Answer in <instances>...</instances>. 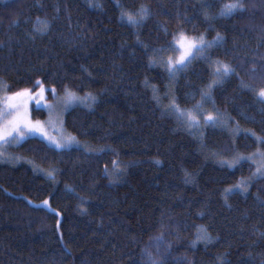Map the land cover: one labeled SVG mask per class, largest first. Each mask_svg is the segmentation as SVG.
I'll return each mask as SVG.
<instances>
[{"label": "trees", "instance_id": "trees-1", "mask_svg": "<svg viewBox=\"0 0 264 264\" xmlns=\"http://www.w3.org/2000/svg\"><path fill=\"white\" fill-rule=\"evenodd\" d=\"M116 2L0 0L7 94L40 80L59 96L67 87L96 98L64 118L87 149L54 150L30 138L9 149L13 161L0 163V264H136L162 207L187 223L181 246L190 264H261L250 257L264 256V178L225 201L224 189L252 178L255 168L230 171L218 162L231 158L233 146L250 155L257 145L225 128L206 126L200 137L182 128L163 102L168 94L192 110L208 83V63L197 58L171 81L164 67L149 66L146 53L166 49L181 30L209 40L219 33L211 59L235 74L213 90L212 109L235 121L231 128L264 136V105L241 87L264 88V0H243L231 16L219 15L226 0H119L149 9L139 27L120 20ZM97 3L103 7L91 6ZM41 21L50 25L43 34L36 31ZM46 118L32 110L34 121ZM45 200L50 208L41 206ZM198 226L211 236L207 246L193 247Z\"/></svg>", "mask_w": 264, "mask_h": 264}, {"label": "snow or ice", "instance_id": "snow-or-ice-1", "mask_svg": "<svg viewBox=\"0 0 264 264\" xmlns=\"http://www.w3.org/2000/svg\"><path fill=\"white\" fill-rule=\"evenodd\" d=\"M91 6L102 8L101 4H93ZM116 7L120 11V20L133 27H139L148 18L149 9L145 5H140L139 8L132 10L124 4L116 2ZM203 8L209 9L213 5L205 4ZM244 8L243 0H226L219 9L220 16H231ZM206 19H211L208 12L204 13ZM40 27L36 29L37 33L43 34L47 32L50 25L47 22L41 21ZM223 38L217 33L216 37L209 40L206 34L201 33L189 36L184 31H178L173 34L172 41L167 48L153 49L148 55V63L150 67H155L158 63L161 64L168 73L169 79H175L178 73L184 72L185 69L192 63L193 60L200 58L208 63L210 69L209 80L206 88L201 90V102L197 103L192 110H181L175 100H171L168 111L173 113L188 129H200L204 126L211 125L213 127H229V124H235L230 118H225L223 114L216 112L215 114L207 112L204 108V103L212 101V92L217 87L221 86L226 78L235 74V69L228 63L223 61H213L211 59V49L219 47ZM177 53L175 57L164 56L165 52ZM156 57H159L157 60ZM146 86H152L145 81ZM241 87L247 88L253 92L257 102L264 105V88H254L251 85L241 82ZM9 86L0 82V92L8 93ZM155 93L156 89L153 87ZM46 93L49 94L55 103H48ZM154 98H156L154 96ZM87 99L95 102V97L89 93ZM83 98L77 96L69 88H64V95L59 96L55 87L46 88L44 82L37 80L34 82L33 88L21 89L12 92L11 95H0V163L9 162L11 157L6 155L7 148L13 145L19 146L24 141L32 137H40L46 141L48 146L54 150L66 151L71 150L78 144L75 137L66 134L64 130L63 114L77 102H82ZM35 104L36 108L45 109L48 113L47 121L33 120L31 118L32 110L30 105ZM55 135L50 133V130ZM232 137H247L251 138L256 150L250 155H243L235 146L231 148L232 156L230 159H220L219 164L230 170L238 171L245 166L254 167L252 178H264V136L257 135L254 131L242 129L238 126L231 129ZM206 147V145H204ZM220 155L222 153H213ZM114 166L116 162H113ZM119 171V168H116ZM107 171V168L105 169ZM51 179H55L54 173H48ZM252 178H241L234 186L224 189V199L227 201L228 196L236 192H247L252 184ZM45 207H49L48 201L43 202ZM55 211L54 209H50ZM58 215V214H57ZM203 215V213H200ZM212 239L207 229L203 226L197 227L196 239L193 241V247L198 243H211ZM151 264H158L152 260Z\"/></svg>", "mask_w": 264, "mask_h": 264}, {"label": "rangeland", "instance_id": "rangeland-1", "mask_svg": "<svg viewBox=\"0 0 264 264\" xmlns=\"http://www.w3.org/2000/svg\"><path fill=\"white\" fill-rule=\"evenodd\" d=\"M176 55H178V54L168 51V52H166L165 57H167V56L175 57ZM159 65L162 66L161 64H159ZM170 80L173 81V79H170ZM0 95H11V94L0 92ZM76 95L83 98V101L77 102L74 106L70 107L66 112H64L63 122H64V118H65L66 113L68 111H70L71 109L76 108V107L91 108L94 104L93 101L87 99V95L86 96H80L78 94H76ZM46 100L48 103H55L54 100L48 101V94L47 93H46ZM171 100H172V98L167 94L165 101L163 102L165 112L168 113L169 115H172L176 119V121L180 124V126L182 128H184L187 131L192 132V133H194L200 137L206 126L200 128V129H188L179 120H177L176 116L173 113L168 111V106H169ZM34 108L37 110L45 111L47 118L44 121L48 120V113L45 109L36 108L35 104L33 103L32 105H30V109L33 110ZM204 108L206 109L207 112H211L213 114L216 113L212 109L211 101L204 103ZM31 118H32V115H31ZM208 126H211V125H208ZM216 127L225 128V127H221V126H216ZM225 129H228L231 132L232 128L229 124V127L225 128ZM64 130H65L66 134L71 135L66 131L65 126H64ZM49 131L51 134L55 135V133L52 132L51 129ZM32 138H38V139L42 140L40 137H32ZM75 139L78 142V144L76 146H74L73 148H79V149H84V150L87 149L86 143L80 141L76 137H75ZM44 142H46V141H44ZM16 147H18V146L13 145L11 147H8L6 155L8 157H10L9 149L10 148H16ZM11 161H13V159ZM254 179H257V178H252V180H254ZM237 191H239V190H237ZM239 192H241V191H239ZM41 206L45 207L43 204H41ZM187 227H188L187 223L182 218H180L178 214L173 213L170 209H168L166 207H162L161 214H160L159 220L157 222L155 232L142 246L141 251H140V256H139L136 264H151L152 260L157 261L158 264H190L189 263L190 255L187 251L183 250L182 246H181L188 236V228ZM133 242L135 243V245L138 244L136 240L135 241L133 240ZM250 261L263 264L264 256H261V255L259 256V255L254 254L250 257Z\"/></svg>", "mask_w": 264, "mask_h": 264}, {"label": "bare ground", "instance_id": "bare-ground-1", "mask_svg": "<svg viewBox=\"0 0 264 264\" xmlns=\"http://www.w3.org/2000/svg\"><path fill=\"white\" fill-rule=\"evenodd\" d=\"M184 107V106H183Z\"/></svg>", "mask_w": 264, "mask_h": 264}]
</instances>
